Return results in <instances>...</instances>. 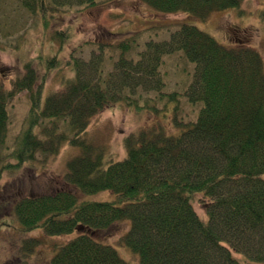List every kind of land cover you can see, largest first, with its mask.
<instances>
[{
	"label": "trees",
	"instance_id": "1",
	"mask_svg": "<svg viewBox=\"0 0 264 264\" xmlns=\"http://www.w3.org/2000/svg\"><path fill=\"white\" fill-rule=\"evenodd\" d=\"M161 14L186 13L200 18L242 0H141ZM36 16L53 7L96 5L95 0H21ZM41 13V14H40ZM264 21V8L260 12ZM125 43L119 48L125 51ZM183 51L194 65L186 91L199 105L196 119L168 133L159 124L125 138L122 160L103 162L100 153L78 140L91 119L126 99L125 87L159 81L164 54ZM140 59L121 56L102 76L100 57L74 59L72 78L60 92L30 96L29 126L15 151L16 166L32 162L38 151H57L63 141L79 153L66 165L73 192L61 191L14 201L24 232L70 237L47 264H130L115 249L111 232L139 264H264V64L258 50L244 44L225 46L194 24H182L168 40L149 42ZM0 90V145L7 125L6 101L32 90L36 71ZM155 89V88H152ZM137 108H140L139 106ZM67 119L72 138L33 132L42 119ZM57 138V140H56ZM11 167V165H6ZM75 189V190H74ZM110 191L115 200L79 195ZM197 201L205 212L201 218Z\"/></svg>",
	"mask_w": 264,
	"mask_h": 264
},
{
	"label": "rangeland",
	"instance_id": "2",
	"mask_svg": "<svg viewBox=\"0 0 264 264\" xmlns=\"http://www.w3.org/2000/svg\"><path fill=\"white\" fill-rule=\"evenodd\" d=\"M96 5L48 8L36 16L21 0H0V90L36 71L32 90H21L6 101L7 125L0 145V264H47L65 240L64 235L48 236L43 230L24 232L15 217L16 200L61 191L73 192L65 177L66 165L79 149L63 141L57 151H38L32 162L16 166L15 151L22 133L29 126L30 96L36 90L42 98L60 92L74 75L72 61L100 57L102 76L114 70L121 56L140 59L149 42L160 43L182 24H194L225 46L244 44L258 50L264 64V21L260 12L264 0H242L232 8L214 10L205 18L186 13L161 14L141 0H95ZM41 14V13H40ZM125 43L126 50L119 48ZM195 65L183 51L164 54L157 67V84L125 87L123 99L96 114L78 140L89 144L103 162L122 160L124 140L130 134L159 124L168 133L179 124L196 119L199 105L188 102L186 91L192 82ZM155 88V89H152ZM140 108H137V107ZM32 130L36 137L74 136L67 119L38 121ZM57 140V138H56ZM6 165H11L7 167ZM75 190V189H74ZM104 201L117 197L110 191L79 195V198ZM201 218L205 212L195 201ZM128 228L122 223L111 232V241L120 256L139 264L137 256L121 246L116 238ZM62 242V243H61Z\"/></svg>",
	"mask_w": 264,
	"mask_h": 264
}]
</instances>
